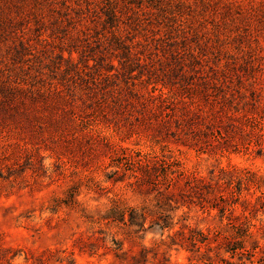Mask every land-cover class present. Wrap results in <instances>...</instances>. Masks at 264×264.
Wrapping results in <instances>:
<instances>
[{
	"label": "rangeland",
	"instance_id": "rangeland-1",
	"mask_svg": "<svg viewBox=\"0 0 264 264\" xmlns=\"http://www.w3.org/2000/svg\"><path fill=\"white\" fill-rule=\"evenodd\" d=\"M9 82L35 93L0 89V264L248 263L226 246L250 222L264 255V0H0ZM126 149L177 160L207 198L124 174ZM114 205L147 230L108 222Z\"/></svg>",
	"mask_w": 264,
	"mask_h": 264
},
{
	"label": "trees",
	"instance_id": "trees-1",
	"mask_svg": "<svg viewBox=\"0 0 264 264\" xmlns=\"http://www.w3.org/2000/svg\"><path fill=\"white\" fill-rule=\"evenodd\" d=\"M70 59H72V52L70 51ZM4 94L8 97L9 100H15L19 98L20 102H24L27 96L33 97L32 93L35 92L32 90H26V88L20 85H14L12 83H8L3 85L0 88ZM197 91V90H196ZM199 92V91H197ZM46 91H41L40 89L37 90V95L41 98H46L50 96V93L46 95ZM46 95V96H45ZM51 95H56L62 101L67 102L63 90L56 88ZM159 99L160 105L159 107L162 109L173 108L170 107L171 104H174L173 101L169 100V97L164 96V93L161 92L157 97L155 95H150L148 100L151 99ZM36 99V97H34ZM45 102V101H44ZM194 102V101H193ZM25 103V102H24ZM182 110V109H181ZM188 113V111H185ZM65 114L68 119H73L74 115L70 110H65ZM185 113H182L184 116ZM185 125L188 127L189 130L193 129V125L198 123L197 118L191 116L185 120ZM87 135L94 136L93 131L89 130L85 132ZM260 137L263 134H259ZM113 166L121 169L124 174L130 172L136 178L144 181L145 183L153 186H158L161 180L165 181V185L170 187L174 176L185 178L186 176V185L189 186L198 197L206 199L205 194L203 192V188L207 185L203 182V180L196 179V176H189L187 175L179 165V162L175 159H167L165 157H161L156 153H143L142 151H131L128 152L127 149L122 152V154L118 155L113 159ZM238 180L241 183H247L251 181L250 177H243L238 176ZM198 180V182H197ZM211 192V191H208ZM216 199V198H215ZM217 200V199H216ZM218 200L221 203H214L210 205L211 207L218 208L222 214H226V211H234L233 204L236 203L235 200L228 202L226 200L225 194H221L218 196ZM108 222H115L120 225H125L126 227H130L133 229L134 233H139L141 231H146V223L148 220V213L145 211L144 208L139 207H121L119 205H114L112 208L109 209L108 216L106 217ZM165 222V221H164ZM160 224V223H159ZM162 229L167 227L166 224L160 225ZM235 229V233L232 235V240L228 241L226 246V250L230 251L232 256L238 255L239 257H243L244 255L248 256V263L242 261V264H264V255L257 256V248L258 245H254L252 248L248 249L245 245L247 237L253 234L251 228L255 226L254 223H249L247 227H243L240 225H232ZM206 240V239H205ZM147 250H141L142 262L147 260L146 255ZM144 264V263H142Z\"/></svg>",
	"mask_w": 264,
	"mask_h": 264
}]
</instances>
